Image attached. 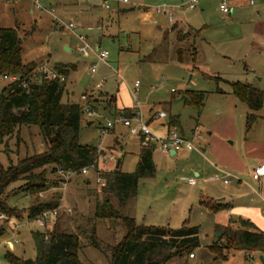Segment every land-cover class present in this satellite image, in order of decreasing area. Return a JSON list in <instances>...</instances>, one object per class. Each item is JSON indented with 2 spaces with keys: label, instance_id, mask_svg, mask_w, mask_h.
I'll return each mask as SVG.
<instances>
[{
  "label": "rangeland",
  "instance_id": "obj_1",
  "mask_svg": "<svg viewBox=\"0 0 264 264\" xmlns=\"http://www.w3.org/2000/svg\"><path fill=\"white\" fill-rule=\"evenodd\" d=\"M40 1L46 8H55L59 20L47 12L31 14L28 8L22 11L20 1L0 0V27L20 29L25 63L37 62L49 69L75 66L66 76L63 102L84 105L83 95L87 94V100L93 99L98 106L91 116L83 113L80 142L98 147L100 170L114 168L122 160L121 170L134 172L143 138L132 134L120 122L114 129L103 131L108 121L116 118L108 112L109 95L105 94L116 97L120 110L141 109L155 132L165 131L163 124L169 123L172 116L179 117L180 126L173 128L194 143L190 147L184 145L183 154L181 150L178 156H172L164 154L160 141H156V174L140 180L137 199L129 201L121 209L122 213L146 225L180 228L188 224L199 228L200 245L193 249L194 258L186 254L169 264H264L259 252L232 250L227 259H222L212 251L211 246L228 228L230 219L226 208L214 211L200 200L204 190L217 199L222 198L226 195V186L222 181H211L206 185L208 189H204L201 180L197 185L188 182L191 177L197 178L196 168L202 172L204 164L216 162L208 151H202L211 142L225 141L230 145L236 142L239 147L246 140L264 141V104L260 110L253 111L238 99L232 88V83L242 82L264 92V0H229L231 12L228 14L220 9L222 0H199L195 9L177 12L174 22L158 15L155 7L188 0H129L127 3L111 0L109 8L102 7V0H57L52 5L49 1ZM24 3L30 4V1ZM71 22L76 24L74 31L67 29ZM79 35H84L94 48L99 46L101 51H108L107 63L99 61L92 52L84 57L78 50ZM11 81L0 78V90ZM136 81H140V86L135 96ZM187 90L206 93L201 111L184 103ZM159 111L167 116L149 120L153 112ZM253 113L257 119L248 131L247 116ZM21 131L20 138H8L0 146L5 167L48 148L39 127H24ZM111 156L115 159L111 160ZM50 172L49 167L51 178L62 177L58 168L56 173ZM99 177L97 169L91 168L88 174L64 179L65 188L61 184L33 196L20 191L11 203L27 207L37 198L46 200L61 192V207L52 219L62 229L79 233L83 264H110L103 248L90 243L93 231L102 246H108L120 243L126 229L121 219L95 217L98 200L104 198L102 184L97 182ZM247 178L246 191L259 198L258 182L252 173ZM23 183L25 180H19L7 191ZM235 185L236 182L228 188ZM113 202L117 205L116 199ZM20 225L16 235L0 236V264H10L5 259L8 250L25 259L36 257L32 231L39 229L38 223L33 220Z\"/></svg>",
  "mask_w": 264,
  "mask_h": 264
},
{
  "label": "trees",
  "instance_id": "obj_2",
  "mask_svg": "<svg viewBox=\"0 0 264 264\" xmlns=\"http://www.w3.org/2000/svg\"><path fill=\"white\" fill-rule=\"evenodd\" d=\"M22 42V33L18 27H0V78L3 79L5 75L19 77L0 90V146L8 138H20L22 128L37 126L48 148L8 167L0 158V213L5 216L1 218L0 236L13 234L17 224L36 220L43 212L61 207V192L55 193L50 199L37 198L27 207L11 203L20 191L33 196L51 187H60L64 179L49 177V167L53 173L61 167L78 172L79 176L83 168L95 165L100 177L105 180L102 186L104 198L98 200L95 217L121 219L126 229L120 243L108 246H102L95 229L93 231L90 243L103 248L110 264H169L176 257L194 254L193 249L200 245V230L197 226L184 224L180 228H171L146 225L122 213L121 209L137 197L140 179L154 177L156 174L152 142L144 144L141 138L142 152L134 172H123L122 160L119 167L100 170L98 147L80 142L82 115L86 107L93 112L97 111L95 101L85 100L84 105L73 101L63 102L66 81L35 75L39 63L23 61ZM179 54L181 61V50ZM74 68L73 65H60L57 71L68 76ZM232 88L238 99L246 102L251 110L258 111L263 107L264 92L259 88L242 82L232 83ZM105 95H109L107 108L113 117L135 115V111L130 108L118 109L114 95ZM183 99L186 105L201 111L206 93L187 90ZM256 119L254 113L248 114V129ZM167 124L169 128L180 126V119L172 116ZM19 180H25V183L7 191L11 184ZM113 199L117 200V205ZM206 205L216 211L224 208L220 204ZM11 219L16 223H11ZM32 237L36 247L34 259H25L7 251L6 261L10 264H83L80 259L82 242L79 233L62 229L52 217L46 221L44 229L39 227L33 230ZM211 249L222 259H227L232 250L264 253V231L250 220L232 219Z\"/></svg>",
  "mask_w": 264,
  "mask_h": 264
},
{
  "label": "crops",
  "instance_id": "obj_3",
  "mask_svg": "<svg viewBox=\"0 0 264 264\" xmlns=\"http://www.w3.org/2000/svg\"><path fill=\"white\" fill-rule=\"evenodd\" d=\"M29 1H30V4L24 3L25 0L20 1L21 4L19 5V8L22 11L26 10L28 8L31 14H35L36 11H38V10L35 8L33 1L32 0H29ZM45 1H47V2L49 1L50 5H52L57 0H45ZM118 2H121V1H118ZM74 3H76V2H74ZM78 3L79 2H77V4ZM52 9H54V11H52ZM40 12H47L50 15H52L55 18V20H59V17L56 14V9L53 7L46 8V10L40 11ZM163 17H165V16H163ZM80 46H81V44H80ZM96 48H99V46H96ZM68 50H69V48H68ZM78 50H79V48H78ZM154 113H156V112L152 113V116L150 117L149 120H152ZM94 114H95V112H94ZM89 123L91 124L92 122H88V124ZM163 125L165 126V131H163L161 133H165L168 130V124H163ZM252 128H253V126L250 129H248V127H247V130L250 131ZM182 135L185 136V138L187 137L186 135H184V133H182ZM152 144H153L154 149H156V143L152 142ZM141 145H142V143H141ZM183 146L184 145L173 148L171 150L170 154L172 156H178V153H180L179 151H181V150H182V154H183L185 152V149H183ZM202 151L204 153H206L208 151L214 157L216 162H213V161L210 162L209 161V165L204 164V166H203L204 169L202 170V172L200 171V169H197V168L195 169L194 172H195V176L197 178L191 177V178L196 179V184H194V185H197L199 183V181L201 180V182L203 184V188L208 189L207 186L209 185V182H211V181H219L220 182L221 180H216L214 178V175L217 172V167H223V168L225 167L227 169H230V171L235 175V178L233 179L231 184H224L222 182V184L224 186H226L224 188V190L226 189V195H223L222 198L217 199V198H215L216 196H214L213 193L210 194L207 192V190H204L202 192V198H201L200 202L204 203L205 205L207 203H210V205L220 204V205L224 206V208H226V212L228 214V218L230 219V221L232 219L237 220L239 218H244V219L250 220L258 229L264 231V178L261 181H257L253 178L256 182H258V185H259V191L257 190V196L259 198L255 197V195L249 193L245 189V187L247 185L246 181L248 179L247 175H251V173H253V170L256 166L264 163V141H261L258 139L246 140L239 147L236 146V142L232 143V145H230L229 143H227L225 141H222L221 143H214V142L212 143L211 142L210 146L206 149L204 148ZM141 152H142V148H141ZM154 152H155V150L153 151V158H154ZM204 157L206 158V156H204ZM139 159H140V157H139ZM105 162H107V161H105ZM118 163H120V160L118 161ZM234 182H236V185L234 186L235 188H232V189L228 188V186L232 185ZM139 183H140V181H139ZM103 185H104V183L102 184V186ZM190 185H193V184H190ZM227 189H228V191H227ZM138 191H139V187H138ZM209 194L212 196H210ZM204 196H207L206 199L204 198ZM135 199H137V197ZM206 206L211 208L208 205H206ZM13 222L16 223L15 220H11V223H13ZM20 226H21L20 224H17V229L14 232L15 235L18 233V229ZM222 232H221V234H222ZM15 235H14V237H15ZM16 240H18V239H16ZM16 242L19 243V240ZM8 251H11V250H8ZM259 253H261L262 254L261 257L264 258V253H262V252H259ZM192 258H194V257H192Z\"/></svg>",
  "mask_w": 264,
  "mask_h": 264
},
{
  "label": "built area",
  "instance_id": "obj_4",
  "mask_svg": "<svg viewBox=\"0 0 264 264\" xmlns=\"http://www.w3.org/2000/svg\"><path fill=\"white\" fill-rule=\"evenodd\" d=\"M9 3L12 2H16V1H23V0H5ZM35 8L38 11H44L46 10V7H44L41 4L40 0H32ZM102 7L103 8H109V2L111 0H102ZM117 1H121L124 3L129 2V0H117ZM199 0H188L187 2H183L180 4H161L158 5L157 7H155V12L159 15L165 16L166 18H168V20L170 22H174L175 20V15L177 12H181L183 9L185 8H189V9H195L197 4H198ZM253 2V1H252ZM220 9L222 12L228 14L231 12V9L229 7V0H222L221 5H220ZM52 11H54V9H52ZM67 29L74 31L76 29V24L74 22H71L70 24L67 25ZM80 41H81V46L79 47V51L82 53V55H84L85 57H88L91 52L94 53V55L96 56V58L101 61V62H105L107 63V59L109 58L110 53L108 51H101L99 48H94L87 40V38L84 35H79L78 36ZM93 72L95 71V67H93L91 69ZM44 75V77L48 78V79H59L60 81L64 82L67 80V77L65 74H61L60 72L57 71V69H49L47 67V65L45 64H39L37 66V69L35 71V75ZM4 79L6 80H18L19 77L16 75L13 76H4ZM26 86V84H24ZM98 87H101V84L98 83L97 85ZM134 95H137L138 92V88L140 86V81H136L135 85H134ZM83 99L87 100V94L83 95ZM85 112L88 115H93L94 112L91 110V108L86 107L85 108ZM167 115L164 111H159L153 114L154 118L157 119H163L165 118ZM122 123L126 126H128L130 128V131L132 134L134 135H139L140 137H143V143L144 144H149L151 142H156V141H160L161 143V149L163 151L164 154L169 155L171 153V150L175 147L181 146V145H186L188 147L190 146H194L193 141L186 139L182 134L179 133L178 129L176 128H169L167 132L165 133H161V132H155L151 127L148 121H146L143 117V112L141 109H137L135 110V115L133 117H125L122 115L117 116L116 118H114V120H110L107 123V128H105V130H103L104 132L106 131V129H112L114 128L116 123ZM136 123V124H134ZM110 159H115L113 156L110 157ZM91 168H96L95 165H92L91 167H85L81 170V174L85 175L88 174L89 170ZM58 171L60 173V175L62 176L63 179L65 180H70L73 177H75L77 175L78 172H75L73 170H65L61 167H58ZM252 176L255 180L257 181H261L264 178V163L260 164L258 166H256L253 170ZM214 178L216 180H221L224 184H231L233 179L235 178V175L224 168H220L217 167V172L214 175ZM97 182L100 184L105 183V180L101 177H99L97 179ZM190 184H196V179L195 178H191L189 180ZM64 186L63 188L66 187V184L63 183ZM60 208V207H59ZM58 209H54L51 211H46L43 212L37 219V223L38 226L41 229H44L46 226V221L52 217L55 216L56 213L58 212ZM5 216L3 214L0 213V218H4ZM14 223V222H13ZM18 241V240H16ZM190 257H194V254H191Z\"/></svg>",
  "mask_w": 264,
  "mask_h": 264
},
{
  "label": "water",
  "instance_id": "obj_5",
  "mask_svg": "<svg viewBox=\"0 0 264 264\" xmlns=\"http://www.w3.org/2000/svg\"><path fill=\"white\" fill-rule=\"evenodd\" d=\"M89 124H90V123H89ZM119 165H120V163L117 164V167H119ZM219 235H221V233H220ZM261 259H262V262L264 263V258L261 257Z\"/></svg>",
  "mask_w": 264,
  "mask_h": 264
}]
</instances>
